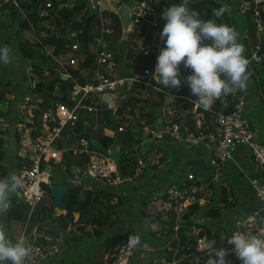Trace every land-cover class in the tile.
Segmentation results:
<instances>
[{
    "label": "built area",
    "instance_id": "2783aa9c",
    "mask_svg": "<svg viewBox=\"0 0 264 264\" xmlns=\"http://www.w3.org/2000/svg\"><path fill=\"white\" fill-rule=\"evenodd\" d=\"M119 1L122 6L128 9L130 14L129 23L132 24V27L128 26V33L132 32L137 25L145 23L157 31L160 37L159 22L157 21L158 14L152 0ZM230 1L234 4L237 16L241 20L250 14L254 24L253 39L256 43L250 58L247 59V65H250L252 61L260 60L264 36V0ZM44 2H47L46 7L50 8L51 4L47 0ZM101 3L102 0H99L91 6L92 10L99 13L101 19V28L99 36L95 39L93 52L96 58V65L106 67L107 70L113 73V76H105L98 71L95 72L90 82L83 85L76 83L72 87L68 95L67 104H57L54 110L44 111L40 106L42 101L37 97L36 90L43 78L48 76V72L44 71L41 74L30 65H25L21 76V95L17 98L16 95L13 97L16 101L17 116L19 118L13 123L10 122V125L8 124L6 127L7 129H12L18 139L19 155L29 160L28 165L17 173L21 183L16 190L17 197L29 206L27 221L16 239V241H23L30 249V254L25 259L24 264H46L49 262L53 264L61 257L66 246L64 238L66 232L62 234H47L37 227L30 229L28 221L36 206L46 196L43 185L52 187L54 175L52 174L51 164L65 170L66 154L77 160L86 156L87 159L82 169L76 165L72 167V173L75 174L74 182L78 183V181L86 179L100 187L115 188L120 193L122 192L121 186L126 183H133L144 174L145 165L144 157L142 156L137 157L134 177L131 179L120 174L112 157L90 150L88 148V140L75 139V143L71 146L59 148L58 143L60 140L65 142L62 136L63 130L75 128L85 112L97 113L102 110H108L112 117H116L122 102L126 99V96L120 94L118 90L122 91L126 83L130 85L139 84L155 92L169 94L161 88L159 83L152 79L156 58L159 54L158 49L143 51L145 56L155 55V62L152 67H144L131 75L121 76L118 74L119 62L109 50L107 42L108 39L114 36V32L107 24L108 22L101 17L103 12ZM6 6L16 10L20 9V1L0 0V13ZM37 41L40 42L38 39ZM63 51L68 53V57L60 63L61 66L63 68L66 67L65 69L77 66L81 58L78 42L65 44ZM184 69L186 68L181 63L180 72L184 71ZM188 70L191 71L190 69ZM65 76L70 78L68 74H65ZM103 92L117 95L115 99L116 108L111 109L96 99V95ZM182 98L193 104L194 124L190 126L185 116L183 121H173L172 119L164 121L162 123L163 130H159L156 125H143L140 144L152 146L155 143L167 142L174 146L179 144L189 147L207 146L212 153L211 165L217 170L228 167L233 160L235 147L244 145L248 149L249 164L253 169L249 183L262 208L254 210L244 218L236 221L230 235L235 231H244L259 234L264 238V137L258 139L253 123L246 115L247 102L245 94L242 92L235 94L231 110L228 113L220 110H211V106L204 109L199 102L192 98ZM92 100L96 101L92 102ZM203 112L209 113L208 121L202 119ZM36 115L37 117L35 118ZM30 120L31 123H29ZM34 121L38 123V128L34 127ZM124 129L125 127L122 126L118 130L122 132ZM201 180L197 174L188 173L185 180L166 187L160 193L161 199L158 205V212L168 215L176 221V225L169 230L173 233L172 242L167 244L166 247L168 252L172 253L173 261L166 264H177L178 262L176 254L179 249H175L177 245L178 248L180 246V237L178 235L180 223L184 221L188 209L191 206L200 204L208 190V187L203 185ZM62 212L64 213L65 211ZM75 216L76 218L78 217L77 214ZM0 229L2 228L0 227ZM230 235H228V238ZM128 241L129 239L117 245L103 264H131L140 251L147 249L146 244L140 245L138 242L135 246L130 247ZM174 242L176 244L175 247L172 245ZM209 242L210 240L208 239H197L196 245L191 252L185 255L181 254V257L190 260L191 263L199 264L202 257L206 255L204 251L209 248ZM188 248H191V246H188ZM224 248L228 250L226 258L230 261V264H241V261L232 251V245L227 243ZM69 260L70 262L66 264H81L78 261H72L73 259Z\"/></svg>",
    "mask_w": 264,
    "mask_h": 264
},
{
    "label": "trees",
    "instance_id": "16d2710c",
    "mask_svg": "<svg viewBox=\"0 0 264 264\" xmlns=\"http://www.w3.org/2000/svg\"><path fill=\"white\" fill-rule=\"evenodd\" d=\"M19 1L20 8L30 9L31 11L25 19L18 23V31L14 33L13 41L16 44L18 53L22 55L25 60L24 63H27L32 68L37 69L41 74L44 71L48 72V76L43 78V81L38 85L36 94L42 101L40 106L44 111L49 109L54 110L57 104L68 103L69 92L76 83L83 85L91 81V79L86 78L82 71H92L96 66L93 46L95 44V39L99 36L101 19L99 13L91 9L88 4V0H47L51 4L50 8L46 7L47 2H44L45 0H35L31 3L23 0ZM174 2H178V0H157V3L153 2L155 9L160 15L158 19L160 31L165 23L160 20H163L161 17V11H163L164 8L166 10V8ZM221 6L222 5H219L212 0H188V7L197 11L202 19H213L220 23H222L221 20L223 19L225 24L234 26L236 31L237 26L233 20L232 11H230L229 14L226 9L222 17H215L213 15L214 10ZM5 8H7V6ZM7 9L8 16L14 19L16 11L18 10L13 9L12 7ZM101 17L104 19L107 18L109 21V27L113 30L114 37H116L119 41H130V33L124 40L122 25L117 14L103 11L101 13ZM244 23L246 25H244V29L238 42L243 46V55L248 59L250 58L253 50L249 44V38H253L255 30L250 14L245 17ZM139 26L141 29L144 27L142 31H135L136 27L132 31L133 33H136L135 37L137 40L141 39V32H144L148 25L141 23ZM25 31H34L36 38L30 39L29 36L20 37V35ZM78 33L81 35L79 37L75 36L78 35ZM243 34H245L244 37H242ZM37 39H43V45L37 44ZM74 41H77L79 44V53L81 58L79 59L77 67L67 68V72H65V74L70 75V78L64 79L61 74H55L52 78H48L52 72L50 61L53 59L54 61H56V59H66L68 53L63 51L64 45L73 43ZM8 44L9 41L0 46H7ZM43 46L46 47L47 50ZM48 49L52 50L51 55L47 53ZM115 57L118 59V56ZM154 62V54L147 56L143 55V67H152ZM254 63H260L263 66L262 76L258 78V86L264 91V36L263 46L260 51V60ZM186 70L187 69H184L185 73ZM181 79V85L176 88H166L160 84L161 88L165 92L176 96L175 103H184L185 100L182 97H192L193 95L187 83L184 82V78L181 77ZM15 91L17 98L22 92L21 80L17 82ZM236 93H239V91L237 90L233 94L229 93L227 94L228 96L224 98V95L217 98L216 102L211 105L210 109L221 110L222 103L226 102L228 103V106L224 109V112H230L231 104L235 99ZM122 95L126 96V99L122 102L116 117H112L110 111L108 110H104L103 116L99 119H97L94 113L85 112L75 128H67L63 130L62 136L65 142L60 140L58 147L61 148L64 146H71L75 143L77 135L87 134L89 136L88 148L90 150L112 157L117 164L120 174L124 177H131L134 175L135 171L137 161L135 153L136 148H138L141 141V129L143 125H154L158 119V114L162 113V111H166V114H168L167 109L170 104L167 102L166 94L155 92L135 83L132 85L126 83L122 90ZM2 101L3 96H0V106ZM175 107H177L176 104ZM3 115L4 114L0 108V118L3 117ZM176 117L177 115L172 116L171 119L173 121H177ZM193 117L194 114L192 113L186 116L187 123L190 126L194 124ZM209 117V113L203 112V120L208 121ZM18 118L19 116H17L14 122L17 121ZM165 118L169 117L165 116ZM97 124L99 125L97 126ZM33 125L35 128H38L37 122L34 121ZM122 126H124L125 129L122 132H119L118 129ZM106 131L112 132V135H107ZM3 135L4 133L0 129V179H5L12 174L17 175V173L24 166H27L29 162L28 158L17 154L14 158L15 165L12 164L10 167L8 164L3 162L1 163L5 157V143L3 144L5 139H3ZM15 138L16 143H18L16 136ZM111 148H117L118 154L115 152H109V149ZM86 159L87 157L84 156L77 160L66 154L64 171L65 175L69 178L64 179V182L55 181V179L52 181V186L64 184L67 188L64 199L65 212H60L56 215V209L53 207L51 199L49 198L51 187L49 185H43L46 196L36 206L30 219L28 220L30 229L37 227L39 230L44 229V232L47 234H62L65 233L68 228L74 227L81 233L75 240L79 242L84 236L88 238L95 237L102 239L105 229L114 225L117 216L116 208L124 201L125 197L120 195L115 188L100 187L94 182V187H86L84 185L90 182L83 183L86 179L82 180L80 184L75 183V174L72 173V167L76 165L82 169ZM126 184L121 186L120 189L126 190V188H128L126 187ZM219 194V196H222L221 198L223 199L227 195V192H220ZM9 199L10 206L6 216L7 223L19 222L22 223L23 226L27 221L29 206L17 197L16 191L10 194ZM215 201L216 198L213 196L209 202L213 204ZM188 213L189 215L186 216L184 221L180 223V227L178 229V235L180 237L179 247L182 248L181 252L179 251L180 255L190 253L196 245L197 239L204 238L208 240L214 239L217 241L220 237L218 231H212L210 228L200 224L194 225L193 219L190 218L201 213V215L208 219L217 220L220 217L219 206L214 205L207 209L196 204L188 209ZM76 214L78 215L77 218L75 216ZM46 221L52 222L54 227L44 228L43 224ZM149 223L150 225L157 223V226L160 228L162 233H165V231L167 232L169 228L176 225L175 219L163 213H157L156 220ZM194 227L197 228V232L195 233H193ZM147 232L149 235L155 236L154 232H152L149 227H147ZM188 232L189 234L191 233V235L187 236ZM135 235L138 238V243L140 245L148 243L142 238L143 236H141L140 232L135 231L127 233L123 238L121 233H115L110 236V245L115 246L116 244L128 240ZM162 243L165 245L168 244L167 240L162 241ZM110 245L106 246V253L110 251ZM147 245H149V243ZM172 245L175 247V242ZM188 246H191V248H188ZM213 248L214 246L204 251L206 255L202 257V262L200 264H206L208 257L213 255ZM177 257V264H194L188 262V259ZM172 261L173 255L171 252L167 251L165 262L171 263Z\"/></svg>",
    "mask_w": 264,
    "mask_h": 264
},
{
    "label": "clouds",
    "instance_id": "9594fccd",
    "mask_svg": "<svg viewBox=\"0 0 264 264\" xmlns=\"http://www.w3.org/2000/svg\"><path fill=\"white\" fill-rule=\"evenodd\" d=\"M225 11L226 7L222 5L214 10L213 15L220 17ZM161 17L165 21L160 31L164 47L156 58L153 80L166 88L179 87L182 63L184 68L191 70L184 81L204 109L222 95L245 89L248 61L233 27L213 19H202L197 11L188 7V0L170 4L161 11ZM10 59V49L0 46V62L7 64ZM20 183L16 174L0 179V212L7 211L10 194L19 188ZM137 242V237L128 241L130 247ZM227 243L232 245L241 264H264V238L259 234L235 231ZM208 247L212 248L211 242ZM29 254L30 249L23 241L13 242L7 231L0 229V264H24ZM227 255L228 250L224 247H214L206 264H230Z\"/></svg>",
    "mask_w": 264,
    "mask_h": 264
},
{
    "label": "rangeland",
    "instance_id": "374dc122",
    "mask_svg": "<svg viewBox=\"0 0 264 264\" xmlns=\"http://www.w3.org/2000/svg\"><path fill=\"white\" fill-rule=\"evenodd\" d=\"M23 1H28L31 3V2H34L35 0H23ZM152 1L157 3V0H152ZM95 2H96V0H88V4L90 7ZM119 2H120L119 0H116V4H119L117 7L120 9L122 4H120ZM228 4L231 7V4L230 3H228ZM17 10L18 11H16V16L14 19L2 14V19L0 20V45H3L1 43L2 40H11V43H12V40L14 39L13 38L14 33L16 31H18V23L20 21H22L23 19H25L26 16L28 15V13L31 11L30 9H23V8H20ZM102 10H104V8ZM163 10H165V8ZM232 10H233V8H232ZM157 14H158V12H157ZM159 17H160V15L158 14L157 21H158ZM160 20L164 21L162 19H160ZM233 20L235 22V25L237 26L236 32L238 34V40H239V38L241 37L242 31L244 29V25H246V24L244 23V18H242V21H241V19L237 16V14L234 12V10H233ZM221 21H222V23L225 24V22H223L224 21L223 19ZM217 23H220V22H217ZM231 27L234 28V26H232V25H231ZM139 29H140V26L137 25L135 31H139ZM234 30H235V28H234ZM246 32H247V30H246ZM23 34H21L20 37L29 36L30 39L36 38L34 31H25ZM80 35L81 34L78 33V35H75V36L79 37ZM244 35L245 34H243V36ZM132 36H133V34L130 33V41H128V42L127 41H119L114 36H113L114 38L112 37V39L107 40L108 45H109V50L113 53V55L114 56H120V54H121V56H122L120 61H119V63H121V67L119 65V70L121 71V73H125L128 70V68L133 66L128 61H125V63H124L123 55H125V53L127 54L128 51L133 53V55L135 56L137 61H140L143 59V51L141 50V47L143 45L137 43L138 40L136 39V37L134 38ZM41 42L42 43L44 42L43 39H41L40 42L37 41L36 43L39 45H42ZM255 43H256V41L253 38H249V44L251 45L252 48H254ZM14 44H15V42H14ZM14 46L15 45H12L11 48H10V45L7 46L10 49V55H11V59H10L11 61L9 62L10 66L12 65V63L14 61V60H12V58H13V54H12L13 52L12 51H15L13 49ZM47 53L49 55H51L52 50L49 49V51ZM53 61H54V59L52 61H50L51 66H52V72L48 78H52L53 76H55V74H60L59 71H61V73L64 72V70L59 69L57 59H56V61H54V62ZM258 61H252L250 65H247L248 80L246 82L245 89H243L244 91H242V93L245 94V96H246V102H247L246 115L249 117V119L253 123L254 128L257 126H260V127L263 126L264 127V99H263L264 98V91L262 90V88H259V86H258V78L262 76L263 66L260 63H258V64L254 63V62H258ZM18 65L19 64H17V67H18ZM75 67H77V66H75ZM103 68H105V67H103ZM0 69H1V66H0ZM65 72H67V71L65 70ZM103 75L112 77L113 73L110 72L109 70H107V73L103 74ZM1 80H2L1 83H5L7 81V79H1ZM260 90H262V94H260V92H259ZM118 91L120 92V94H122V91H120V90H118ZM238 91H241V90L238 89ZM169 102H171V104H173V105L177 104V103H175V99L172 101H169ZM164 113L165 112L162 111V113L158 114V116L159 115L163 116ZM94 114L97 116V119H99L100 117L103 116V112H97ZM98 125L99 124H97V126ZM0 129L3 133L7 132V131H4L2 129V126H0ZM3 139H5V138H3ZM4 143L5 142H3V144ZM172 145L171 144H169V145L165 144L164 145V142L155 143L152 146H150L149 144L141 145L139 143L138 148H136L135 155H136V157H138V156L144 157L143 158L144 159V165H145L144 172L146 170H149V169H150L149 172L152 170H153L152 172L156 171V177H157V175L159 176V175L164 174V173L167 175H174V173H175L176 174L175 176H178V174L181 172H184V175L187 176L189 171H186L185 167H182V170H181V168L178 167V169L176 170V166L172 165L173 162H176L177 166H180V165H182V163H184L183 162L184 160L180 159L181 157L180 158L175 157L174 151L177 150L176 148L182 146L183 147V149H181L182 156L184 155V157H186V155H188V153L191 152L194 147H189L187 145H180V144L177 146H174V145L172 146ZM197 147H200V146H197ZM111 149H109V152H112V153L115 152L118 154L117 148H111ZM4 153H5V157H4V160L1 161V163L2 162L5 164L8 163V165H10V167L12 164L15 165L14 158L17 154H15L13 151H10V150L7 151V149L4 150ZM9 154L10 155L12 154L11 156L14 155L12 157L13 159H8ZM247 154H248V149H247ZM51 167H52V174L54 175L53 179H55V181L64 182V179L69 178L67 175H65V171L62 168H59L57 166L55 167L53 164H51ZM133 177H134V175L131 177H128V178L132 179ZM141 177L142 176H140V178ZM89 181L90 180H87V181L84 180L83 183H86ZM207 181L208 180L203 181V184L204 185L207 184L206 183ZM84 186L94 187V184L92 181H90L89 183L85 184ZM224 187H226V186H224ZM220 190H221V184L214 183V185H211L210 187H208V190H207L205 197L203 199L205 202H204V205L202 207L208 209V208L214 206L215 203L211 204L209 201L211 200V198L213 196L217 200V198L219 197L217 192H219ZM117 192L120 193L119 191H117ZM228 196H231V195L228 194ZM154 199H155L154 196L151 199L150 198L147 199V197L144 198V195H142V194H139V195L137 194V195H135V197H130L128 194H126L124 201L121 204H119V206L116 208L117 216H116V221H115L114 225L111 227H107L105 229L104 236L102 239L101 238H95V237L88 238V237L84 236L81 241L77 242L75 240H76V238L79 237V235L81 233L78 230H76L74 227L68 228V230L65 231L66 234L64 235V238L66 241L65 242L66 246H65L63 253H62V255L64 254L65 256L62 258L59 257L57 259V262L54 264H66V263L70 262L69 259H73L72 261L77 260L81 264H103V262L110 257L109 253H110L112 247L114 246V245H110V236L114 235L115 233H121L122 236H124L127 233H131V232H135V231L140 232L141 236H143L142 238L145 239L149 243V245H147L148 243L146 244L147 249L145 251H140L136 255V257L133 259V262L131 264H166L165 257L167 255V251H168L166 248L167 244L166 245L163 244L162 241L167 240L168 244L171 243L172 238H173V234L167 233L166 231H165V233H162L160 228L157 226V223L150 225L149 222L155 221L156 220V214L159 213L156 210V208H154L152 205L153 203L156 202V200H154ZM220 210L222 211V208H220ZM59 213H60V211L56 210V215ZM145 214H148V215H145ZM188 215H189V213L187 211L186 216H188ZM223 218L224 217H222V219ZM209 221L212 222L213 220L209 219ZM194 222H198L197 224H199V222H200V224H201L203 222V219L199 218V219L195 220ZM194 225H195V223H194ZM43 226H44V228L54 227V224L52 222L46 221L43 224ZM147 227H149L150 230H152V232H154L155 236H151L148 234ZM22 228H23L22 223L18 224V226H14L13 228H11L9 230L11 237L16 236ZM218 228L221 229L222 226H220ZM41 231L44 232V229H42ZM193 231H194L193 233L197 232V228L194 227ZM217 231L219 232L218 229H217ZM221 231H222V229H221ZM189 235H191V233L189 234V232H188L187 236H189ZM223 236H224V233L221 232V238H223ZM17 237L18 236H16V238L14 240H16ZM134 237H136V235ZM120 244H122V242ZM108 245H110V251H108L106 253L105 249H106V246H108ZM217 246H218V244L215 247H217ZM178 249L181 252L182 248L181 247L178 248V245H177L175 250H178ZM213 250H214V248H213ZM67 251H68V253H67ZM179 251L177 252L176 256H179L177 258H182ZM141 253H143V254H141ZM60 259L62 262H59ZM188 262H190V260H188ZM201 262H202V259H201L200 263Z\"/></svg>",
    "mask_w": 264,
    "mask_h": 264
},
{
    "label": "crops",
    "instance_id": "0c3cea01",
    "mask_svg": "<svg viewBox=\"0 0 264 264\" xmlns=\"http://www.w3.org/2000/svg\"><path fill=\"white\" fill-rule=\"evenodd\" d=\"M99 0H96V2ZM132 0H127V2H131ZM223 1L227 6L229 11L234 10V12L236 13V9L234 7V4L229 0H220ZM231 4V7L229 6V4ZM119 4H116V0H102L101 6L102 9L104 8L103 11H108V12H112L115 14H119L120 10L117 6ZM8 8V7H7ZM4 8V10L0 13V20L2 19V14H4L5 16H8V9ZM231 8V9H230ZM9 17V16H8ZM105 20L108 22L107 24L109 25V21L107 20V18H105ZM242 21V20H241ZM122 25V24H121ZM144 28V27H143ZM143 28L139 29V31L143 30ZM123 30V27H122ZM133 34L132 37L135 38L136 33L134 32H130ZM142 33V37L140 40H138L137 43L143 45L141 47V50H156L158 49V53L160 52L161 48L164 47V41L162 42V37L158 36V32L155 31L151 26H147V28L145 29L144 32ZM130 36V35H129ZM114 38V37H113ZM112 39V38H111ZM9 41V44L7 46L10 45V48L12 45L14 46V50L12 51L13 53V58L12 60L13 63L10 66L9 65V61L7 64L0 62V96H3V101L1 103V110L3 112V117L0 118V126H2V129L4 131V138H5V148L4 150L7 149L10 151H13L15 154H20V149L18 146V143H16V138L15 135L12 131V129L8 128L7 129V125H10V122L13 123L14 120H16L17 118V105H16V101L13 99V97L15 96V86L17 85V82H19L22 77V69L25 65H28L27 63H24L25 60L23 59L22 55H20L17 51L16 48V44H14V41L12 40V43H10L11 40H2V44H6V42ZM135 41V40H134ZM77 43V41H74ZM49 51V50H48ZM144 55V54H143ZM68 57V56H67ZM121 54L120 56H118V62L121 59ZM67 59V58H66ZM64 60H57V63L59 65V69L64 70V72L60 74L65 76V69L66 67H62L61 66V62L65 61ZM123 59H124V63L125 61H128L131 65L130 68H128V70L125 73H121V71L119 70L118 74L121 76L124 75H131L134 73H136L137 71H140L141 69H143V59L140 61H137L135 56L133 55V53H131L130 51L127 52V54L125 53V55H123ZM17 64L18 67H17ZM123 64V63H122ZM9 65V66H8ZM120 67H121V63H119ZM100 72L101 74H106L107 73V69L106 67L103 68L102 66H95V68L92 71H82V73L86 76L87 79H91L93 78V75L95 74V72ZM189 70H186V73L184 71L180 72L181 77H186L189 74ZM1 79H7V81L5 83H1ZM186 83V81H184ZM238 89L230 92V93H234L235 91H237ZM241 90V89H240ZM244 90H241L239 92H242ZM246 91V90H245ZM168 93V92H167ZM175 96V95H174ZM173 96V94L169 93L167 95V102L170 104L167 111L168 114H166V111H164L165 113L163 114V116L159 115L158 119H162L163 122L166 120L171 119L172 116H176V120L177 121H183V119L185 118V116H187L188 114H194L193 112V104L191 102H189L187 99L184 98L185 102L184 103H177L175 107V104H171V102L175 99V97ZM228 95H224V97H227ZM187 97V96H186ZM169 98V99H168ZM193 100L196 99V97L194 95H192ZM97 99V98H96ZM217 99V98H216ZM216 99H214L213 103L216 102ZM9 101V102H8ZM96 100H92V102H95ZM196 102H198L197 100H195ZM212 103V104H213ZM211 104V105H212ZM228 106V103L224 102L222 103L221 106V110L224 112V109ZM192 108V109H191ZM104 110H102L101 112H103ZM165 116H168L169 118H165ZM97 117V116H96ZM157 122V121H156ZM156 125V123L154 124ZM255 132H256V136L258 137V139H261L264 137V127L263 126H257L255 127ZM106 134L111 136L112 132L110 131H106ZM168 144L167 142H164V145ZM169 145V144H168ZM195 148V149H194ZM193 150L191 152L188 153V155H186V157H184V155L182 156V152L181 149H183V147H178L176 148L177 150L174 151L175 157L176 158H180L181 160L183 159L184 163H182V165L177 166L176 162H173L172 165L176 166V170L182 167H185L186 171H189V173H194L197 174L198 177H200L202 180V184L203 181L208 180L205 184L207 187H210L211 185H214V183L216 184H221V190L220 192H227V195L225 196V198H221L218 194V198L215 201V205L219 206V208H222V211L220 210V217L217 220H213L212 222L209 221L208 218L204 217L203 215L200 214H196L194 215V217H190L193 219V222L199 218L203 219V222L200 225H203L207 228H210L212 231H217V229L219 230V234L220 237L217 239V241H215L214 239H210V242H213L212 245L215 247L217 244L218 246L216 248L219 247H224L227 244V239H228V235H230L231 231L233 230V226L234 223L242 218H244L246 215L250 214L252 211L254 210H258L261 209V203L257 200L254 191L249 183V178L250 176H252V168L250 167L249 164V156L247 154V148L244 145H237L233 151V160L232 162L229 164V166L225 169H220L217 170V168H215L213 165H211V160H212V153L209 147L205 146V147H194ZM17 150V151H16ZM17 152V153H16ZM12 155V154H11ZM10 154L8 155V159H13ZM11 156V157H10ZM179 160V159H178ZM8 164V163H7ZM150 170V169H149ZM149 170H146L144 172V174L142 175L141 178H137L133 183H128L126 184V190L122 189L120 195L124 196L126 194H128L130 197H135V195H139L142 194L144 195V198L147 197V199H151L154 196V200H156L155 203H153V207L156 208V210L158 211V205L160 203V193L163 192V190L172 185V184H176L179 181L185 180V175L184 172H181L178 174V176H175L176 174L174 173V175H167V174H161V175H157L156 177V171L152 172ZM180 170V171H181ZM245 174V175H244ZM247 175V176H246ZM213 181V182H212ZM125 185V184H124ZM204 185V184H203ZM226 186V187H224ZM223 187V188H222ZM231 195V196H228ZM226 199V200H225ZM204 200H202L200 202V204H198L199 206H203L204 205ZM9 211V208L7 209V211H2L0 212V227L2 229H5L7 231V234L9 236V238L15 242L16 240H14L16 238V236H18L20 234V231L18 232V234L16 236H13V238L10 235L9 230L11 228H13L14 226H18V224H20L19 222H11V223H7L6 221V216L7 213ZM222 212V213H221ZM222 217H224L222 219ZM4 220V221H3ZM195 224H197L198 222H194ZM222 226V231L221 229H219L218 227ZM170 230V228H169ZM167 231V233H171L170 231ZM221 232L224 233L223 238H221ZM124 236H122L123 238ZM127 238V237H126ZM123 243V242H122ZM120 243H118L117 245H119ZM115 245L109 254H111L116 248ZM68 253V251H67ZM65 255L63 254L61 256L64 257ZM59 262H62L61 259ZM56 263V262H54ZM53 263V264H54ZM46 264H50L46 263Z\"/></svg>",
    "mask_w": 264,
    "mask_h": 264
},
{
    "label": "water",
    "instance_id": "95a60500",
    "mask_svg": "<svg viewBox=\"0 0 264 264\" xmlns=\"http://www.w3.org/2000/svg\"><path fill=\"white\" fill-rule=\"evenodd\" d=\"M81 1V0H78ZM213 2L219 4V5H223L226 7L227 12L230 14V11L228 9V6L220 0H212ZM119 19L120 22L122 24L123 27V37L124 40L127 38L128 32L127 29L129 28L128 26L132 27V24L129 23L130 20V14L128 9L125 6H121L120 10H119ZM245 36V35H244ZM243 36V37H244ZM164 41V39L162 38V42ZM64 79H67V76H63ZM260 94H262V90L259 91ZM97 99L106 104L107 106H109V108L114 109L116 108V102L115 99L117 97V95L115 93H110V92H103V93H98L96 95ZM264 99V98H263ZM29 123H31V120L29 121ZM163 120L157 119L156 122V126L158 127L159 130H163V126H162ZM77 140H88L89 136L87 134H80L76 136ZM81 181H78V184H80ZM67 192V188L64 184H60V185H55L51 187V190L49 192V198L51 199V203L53 205V207L57 210V211H63L64 210V199H65V195ZM211 242V246H212Z\"/></svg>",
    "mask_w": 264,
    "mask_h": 264
}]
</instances>
